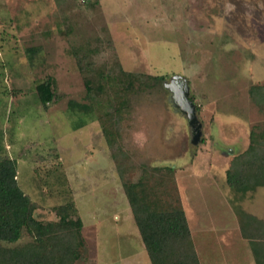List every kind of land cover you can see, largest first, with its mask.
<instances>
[{
	"label": "rangeland",
	"instance_id": "obj_1",
	"mask_svg": "<svg viewBox=\"0 0 264 264\" xmlns=\"http://www.w3.org/2000/svg\"><path fill=\"white\" fill-rule=\"evenodd\" d=\"M80 68L159 77L126 97L122 155L114 150L125 180L172 168L202 264H238L236 255L256 264L237 244L235 207L264 220V187L239 198L225 173L249 132L264 128L248 95L264 82V0H0V156L16 161L20 188L41 206L35 218L56 221L52 208L73 202L77 264H151L97 119L111 111L107 99L118 105L120 86L94 105ZM174 75L199 108L196 146L165 88ZM48 80L55 98L44 108L35 87ZM30 241L23 234L18 245Z\"/></svg>",
	"mask_w": 264,
	"mask_h": 264
},
{
	"label": "trees",
	"instance_id": "obj_2",
	"mask_svg": "<svg viewBox=\"0 0 264 264\" xmlns=\"http://www.w3.org/2000/svg\"><path fill=\"white\" fill-rule=\"evenodd\" d=\"M74 55L76 57L75 52ZM80 71L87 97L94 105H99L101 99L96 100L100 94L108 98V84L120 86L118 105L114 107L107 99L111 111L97 119L111 156L118 164L117 174L150 263L201 264L178 194L174 170L169 167L143 170L139 179L132 182L125 180V166L117 160L118 155H122L116 142L117 127L128 108L126 97L149 88L150 82L159 77L125 73L121 69L115 74L81 68ZM35 90L44 108L54 101L49 80L38 84ZM248 95L259 111L264 112V82L251 85ZM190 100L194 103L191 94ZM195 106L198 114L199 108ZM248 140L246 149L232 157L225 173L227 185L239 198L264 187V128H253ZM114 150L120 153L117 155ZM40 208V204L20 188L16 161L0 156V264H77L81 261L83 225L75 204L54 206L56 221L48 222L35 218L34 212ZM235 213L240 236L247 241L256 264H264V220L238 207ZM23 234L31 241L18 245Z\"/></svg>",
	"mask_w": 264,
	"mask_h": 264
},
{
	"label": "water",
	"instance_id": "obj_3",
	"mask_svg": "<svg viewBox=\"0 0 264 264\" xmlns=\"http://www.w3.org/2000/svg\"><path fill=\"white\" fill-rule=\"evenodd\" d=\"M165 88L170 92L174 107L187 119L191 144L198 145L202 139V123L197 117L195 104L190 100V87L187 79L174 75L165 84Z\"/></svg>",
	"mask_w": 264,
	"mask_h": 264
},
{
	"label": "crops",
	"instance_id": "obj_4",
	"mask_svg": "<svg viewBox=\"0 0 264 264\" xmlns=\"http://www.w3.org/2000/svg\"><path fill=\"white\" fill-rule=\"evenodd\" d=\"M237 228H238V224H237ZM237 230L239 231V229H237ZM191 234H192V232H191ZM192 237H193V239H194V244L197 246L196 241H195V237L193 236V234H192ZM237 238H238V239H237ZM237 238H236V241H237V244H238V245H240V243H238V242L241 241V243H242V241H243L245 244L242 243V244H243L242 247H245V249H246V247H247V248L249 249L248 243H247V241H246L245 239H243L240 235L237 236ZM196 246H195V250H196V252H197V254H198L199 258H200V263L202 264L203 261L201 260V256L199 255V252H198ZM240 246H241V245H240ZM211 250H212V249H211ZM249 250H250V249H249ZM217 254H218V253H216V252L213 250V252L209 253L208 256L211 257V259H215L216 257L218 258V255H217ZM241 258H242V257L236 255V257H235V260L237 261L236 263L240 264V263H241ZM212 261H213V260H212ZM216 264H218V263H216ZM242 264H243V263H242Z\"/></svg>",
	"mask_w": 264,
	"mask_h": 264
}]
</instances>
